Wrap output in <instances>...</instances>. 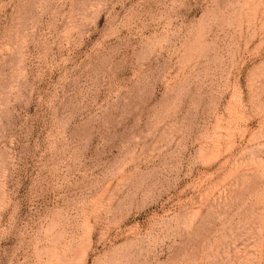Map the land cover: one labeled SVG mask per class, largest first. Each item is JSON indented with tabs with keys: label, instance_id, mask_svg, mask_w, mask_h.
<instances>
[{
	"label": "rangeland",
	"instance_id": "obj_1",
	"mask_svg": "<svg viewBox=\"0 0 264 264\" xmlns=\"http://www.w3.org/2000/svg\"><path fill=\"white\" fill-rule=\"evenodd\" d=\"M0 264H264V0H0Z\"/></svg>",
	"mask_w": 264,
	"mask_h": 264
}]
</instances>
